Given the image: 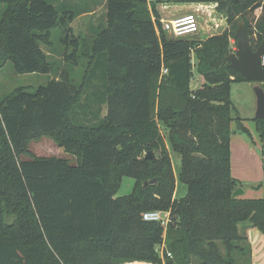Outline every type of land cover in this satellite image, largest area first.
I'll use <instances>...</instances> for the list:
<instances>
[{"label":"trees","instance_id":"obj_1","mask_svg":"<svg viewBox=\"0 0 264 264\" xmlns=\"http://www.w3.org/2000/svg\"><path fill=\"white\" fill-rule=\"evenodd\" d=\"M64 2L73 3L0 0V59L15 74L51 72L41 43L89 13L65 22L57 5ZM175 4H214L229 28L204 41L171 38L157 6ZM105 14L92 40L72 34L61 41L72 66L87 61L78 84L52 79L0 99V264L160 262L155 250L163 241L166 264H252L239 225L264 237V198L232 197L242 183L232 177L230 149L236 132L252 138L231 86L251 82L228 67L226 55L240 22L251 49L260 46L264 0H106ZM194 73L203 80L196 89ZM252 122L264 143V120ZM44 136L75 163L20 159ZM170 151L181 158L177 177ZM147 152L158 156L146 159ZM123 178L133 187L118 196ZM176 182L185 197L174 198ZM149 211H168L167 228L144 221Z\"/></svg>","mask_w":264,"mask_h":264},{"label":"rangeland","instance_id":"obj_2","mask_svg":"<svg viewBox=\"0 0 264 264\" xmlns=\"http://www.w3.org/2000/svg\"><path fill=\"white\" fill-rule=\"evenodd\" d=\"M72 1L73 3L64 2L61 4H57L60 5L58 6L60 7L58 11L61 17H65L64 18L65 22L70 21L69 19L71 18V16L73 14L77 15V12L89 11V13L88 14L83 13L77 16V18L74 19L71 22V24H68L66 26L59 25L57 28L52 30L50 35V42H51L50 45H45L44 43H41V48L47 55V59L52 66L51 72L48 75H41V74L17 75L13 72L12 66L9 62L0 59L2 61V62L0 61V99H3L4 97L10 95L17 88L35 89L39 86L46 85L52 79L55 80L65 79L67 81L73 79L75 84H78L80 82L81 77L85 75L87 61L82 59L79 60L74 66H72V63L67 62L66 57L63 55V52L65 50L64 48L65 45L61 41L66 38V35H72V34L74 36H84L86 39L92 40L95 36L98 26L105 25L106 0H88L87 4L84 1H77V2H75V0ZM147 1L152 2L153 0H147ZM72 6L76 7V9L71 8V11L66 10V7L69 8ZM189 11L190 13H195L193 9H190ZM166 14H167L166 12L163 13L165 17H167ZM195 14L198 15V13ZM198 16H199V23L201 25L199 33L193 36H189L185 39L190 41L191 40L202 41V39H204V37H200V33H202L201 28H205L206 26H209V24H211L210 23L211 18H208L206 13L202 14V9L200 10ZM218 18L221 19V17L219 16ZM228 28L229 27L227 24L226 29ZM219 31L220 30H217L216 32ZM216 32L211 31L210 33L207 34V36H210V34H214ZM231 43L233 44V41H231ZM67 51L69 52L70 48ZM235 51H236V47H232V52ZM191 57H192V63L195 64L194 54H192ZM195 80H196V74L194 73V77L191 81L195 82ZM262 85L264 90V83ZM231 100L238 117L245 120L243 124L247 122L246 125L249 128H251L250 134L252 133L256 136V138H254V136L251 134L252 138L250 139L247 138V136H245L244 134L239 132H236L231 136V146H232L231 153L233 158L231 159V164H232L233 174L242 181L254 182L258 178L259 168L260 170L262 169L264 176V143H262L258 139L254 125L252 123V119L255 116V110H256V97L253 91V84L247 82L232 84ZM92 108L97 109L96 101H95V105ZM104 113L105 111L103 109L101 115H103ZM234 128H235V123L232 124V129ZM242 141L247 143L251 147V150L257 154L261 167L258 166L257 157L254 158L255 153L253 154L250 152V154H247L246 156V152H245L246 149L244 148V146H242L241 143ZM154 155L158 156V152H154ZM170 156H171L173 171L175 176L177 177L181 168V158L177 153H174L172 151H170ZM31 158H65L71 164L75 163L73 157L64 153V151L58 148L53 142V140L47 136H44L39 140L29 142L26 148V153L20 156V159H31ZM242 181L240 182L242 183ZM253 186L254 187L251 188L246 186L241 187V188L244 187V189L248 188L252 190V191L247 190L246 194H244L246 198L247 197L251 199H256V198L261 199L262 197L264 198L263 185L261 184V186L258 187L259 190H262V197L250 193V192L258 191V189L256 188L257 185L254 184ZM132 187H133V180L129 178H123L121 187L117 192V195L124 196L129 194L132 190ZM186 191L187 188L184 184L176 182L174 198L180 199L185 197ZM244 195H242L241 197L244 198L245 197ZM239 230L241 231L242 235H246L247 237L249 236L248 240L252 246L251 254L253 249L256 254H263V258H264L263 235L256 229H251L250 231V227L247 222L241 223L239 225ZM251 232H253V234H251ZM251 260H252V256H251Z\"/></svg>","mask_w":264,"mask_h":264},{"label":"water","instance_id":"obj_3","mask_svg":"<svg viewBox=\"0 0 264 264\" xmlns=\"http://www.w3.org/2000/svg\"><path fill=\"white\" fill-rule=\"evenodd\" d=\"M236 51L226 55L229 62L228 67L240 74L245 80L253 84V91L256 97L255 120H264V67L261 63L264 54V40L260 46L253 51L251 49L248 33L244 23L240 22L235 30ZM146 159H155L153 152L145 154ZM155 180L144 183V187L152 185ZM244 194L241 188L236 189L232 197L238 198Z\"/></svg>","mask_w":264,"mask_h":264},{"label":"crops","instance_id":"obj_4","mask_svg":"<svg viewBox=\"0 0 264 264\" xmlns=\"http://www.w3.org/2000/svg\"><path fill=\"white\" fill-rule=\"evenodd\" d=\"M60 1H62V0H60ZM193 5V6H192ZM214 5H205V4H203V5H201V4H175V5H158L157 6V11H158V13H159V15H160V18H161V20H170V19H173V18H175V17H178V16H182L184 13H187V12H189L190 13V9H193L194 10V12L196 13H198V15H199V13H200V10L202 9V14L203 13H206L207 14V16H208V18H211L210 19V23L211 24H209V26H206L205 28H201L202 29V33H200V37H204V39H207L208 37H210V36H215V35H218L219 33H221L222 31H224L226 28H227V21H226V19L225 18H223V17H221V19L220 18H218L217 16L216 17H212L213 15H212V13H213V11H214V7H213ZM207 11H208V13H207ZM164 12H166L167 14V17H165L164 15H163V13ZM203 20V19H202ZM215 24H218L220 27H219V29L218 30H220L219 32H216L217 30L216 29H213V25H215ZM200 27H201V25H200ZM211 31H214V32H216V33H214V34H210V36H207V34L208 33H210ZM204 39H202V41L204 40ZM203 83V80H202V78L199 76V75H196V80H195V82L194 81H191V83H190V86L192 87V89H196V88H198L201 84ZM232 101V100H231ZM247 123V122H246ZM246 123H244L245 124V127L251 132V128H249L247 125H246ZM253 123V122H252ZM233 124V123H232ZM253 125H254V123H253ZM231 127H232V125H231ZM252 134V133H251ZM253 136H254V138H256V136L254 135V134H252ZM242 143V146H244V148L246 149L245 150V152H246V156H247V154H250V152L251 153H255V152H253L252 150H251V147L247 144V143H245L244 141H242L241 142ZM230 149H231V151H232V146H231V141H230ZM255 157H257V160H258V166L259 167H261L260 166V162H259V158H258V156H257V154L255 153L254 154V158ZM231 159H233L232 158V153H231ZM231 174H232V177H234L235 179H237V180H239V181H242V180H240V179H238V177H236L234 174H233V169H232V164H231ZM263 182H264V176H263V171H262V169L260 170V168H259V174H258V178L254 181V182H252V181H242V186H246V187H254L253 185L255 184V185H259V184H263ZM256 186V188L258 189V191H255V192H250L251 194H255V195H258V196H261L262 197V190H259V188ZM244 187L243 188H241L242 190H244V194H246V192H247V190H250V189H248V188H246V189H244ZM250 191H252V190H250ZM243 194V195H244ZM245 196V195H244ZM251 196V195H250ZM263 196H264V194H263ZM243 198V197H242ZM263 198V197H262ZM244 199H251V198H246V196L244 197ZM256 199H259V198H256ZM250 227V226H249ZM251 229L252 228H250V231H251ZM253 231V230H252ZM240 234L242 235V233H241V231H240ZM251 234H253V232H251ZM253 236V235H252ZM247 238H249V236L247 237ZM251 248H252V246H251ZM251 256H252V264H264V258H263V254H256L255 253V251L252 249V254H251ZM262 257V258H261ZM261 259H262V261H261Z\"/></svg>","mask_w":264,"mask_h":264},{"label":"built area","instance_id":"obj_5","mask_svg":"<svg viewBox=\"0 0 264 264\" xmlns=\"http://www.w3.org/2000/svg\"><path fill=\"white\" fill-rule=\"evenodd\" d=\"M203 5V4H201ZM206 5V4H205ZM214 5V4H211ZM214 11L212 15L214 17H218V15L215 14V7L213 6ZM197 13V12H196ZM208 13V11H207ZM161 23V29L165 31L169 37L174 39H184L189 36H193L195 34H198L200 31V23H199V16L195 13H186L182 16L175 17L170 20H159ZM213 29L218 30L219 25L215 24L212 26ZM158 33V29H155ZM262 65H264V55L262 56ZM165 73V70L163 71ZM142 219L146 222H156L162 225L165 229L170 223V213L169 212H160V211H149L144 212L142 214ZM156 253L159 256L160 262H151V261H132V262H125L122 264H166L165 263V257L171 258V255L165 251V244L163 243L156 248ZM165 253V255H164Z\"/></svg>","mask_w":264,"mask_h":264}]
</instances>
